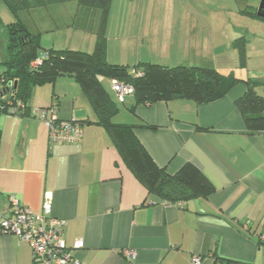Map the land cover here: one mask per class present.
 Segmentation results:
<instances>
[{
	"label": "crops",
	"instance_id": "obj_1",
	"mask_svg": "<svg viewBox=\"0 0 264 264\" xmlns=\"http://www.w3.org/2000/svg\"><path fill=\"white\" fill-rule=\"evenodd\" d=\"M256 2L113 0L107 58L131 72L141 63L210 66L262 82L257 91L264 96L258 90L264 80L256 77L264 70V20ZM247 5L258 16L242 12ZM21 17L41 34L44 49L94 50L100 12L77 0L39 6ZM13 19L0 0V73L9 56L6 24ZM254 56L259 64L250 68ZM102 82L118 106L114 123L134 125L168 174L188 162L197 165L214 191L180 203L151 193L108 130L93 123L96 113L79 83L65 75L35 87L29 104L40 108L57 101V118L83 123L80 142L50 149L44 122L30 115L0 116V222L13 215L14 199L41 212L50 192L54 215L66 220V243L84 241L76 256L85 264H194L193 256H201L199 264H264V131L250 132L235 105L246 84L204 103H138L135 94L122 103L111 79ZM3 88L0 79V93ZM0 264H35L31 246L1 227Z\"/></svg>",
	"mask_w": 264,
	"mask_h": 264
},
{
	"label": "trees",
	"instance_id": "obj_2",
	"mask_svg": "<svg viewBox=\"0 0 264 264\" xmlns=\"http://www.w3.org/2000/svg\"><path fill=\"white\" fill-rule=\"evenodd\" d=\"M3 1L14 19L6 24L9 56L3 63L5 69L0 73L4 85L0 93V116L13 114L10 109L16 107L19 101L24 102L25 107L15 115L31 116L29 102L35 87L54 83L60 76L74 77L96 113L93 123L108 130L116 148L149 191L168 202L180 203L208 195L215 186L191 162L184 164L175 174H168L141 143L134 125L114 123L112 119L118 112V106L105 88L103 78H110L111 84L113 79H118L132 85L138 103L175 98L210 102L222 98L235 85L244 82L247 90L235 101V105L250 132L264 131V96L257 91L262 83L258 80L241 79L233 73L224 74L210 66L141 63L131 72L127 65L109 62L106 26L113 0H77L81 7L100 12L97 40L91 52L70 48L44 49L41 34L30 31L21 17L23 12L36 7L68 0ZM241 11L258 16L250 5Z\"/></svg>",
	"mask_w": 264,
	"mask_h": 264
},
{
	"label": "built area",
	"instance_id": "obj_3",
	"mask_svg": "<svg viewBox=\"0 0 264 264\" xmlns=\"http://www.w3.org/2000/svg\"><path fill=\"white\" fill-rule=\"evenodd\" d=\"M112 88L120 102H125L129 95L134 94V87L118 79L112 80ZM57 101L49 107L32 108L31 116L44 122L48 128V146L56 144L80 142L83 137V125L76 119L62 120L56 117ZM22 101L13 107V114L24 109ZM13 215L4 217L0 222L3 232L13 234L28 243L33 251L35 264H85L77 256L76 251L84 247L82 239L68 245L63 236L66 220L53 213V196L44 194L41 212H33L23 206L17 199L13 200ZM134 257V251H126ZM201 256H193L192 262L199 264ZM236 264V263H234Z\"/></svg>",
	"mask_w": 264,
	"mask_h": 264
},
{
	"label": "rangeland",
	"instance_id": "obj_4",
	"mask_svg": "<svg viewBox=\"0 0 264 264\" xmlns=\"http://www.w3.org/2000/svg\"><path fill=\"white\" fill-rule=\"evenodd\" d=\"M257 3V7L259 8V6L261 5V3H262V0H258V2H256ZM95 11V10H94ZM96 12H98L99 13V11L98 10H96ZM79 23V22H78ZM64 31V28H62V32ZM259 53H262V51H260ZM262 55H264V52L262 53ZM260 58L258 57V56H254L253 58H251L249 61H248V64L250 65V68H252V67H258L257 65L259 64H257V61L259 60ZM255 71H257V70H255ZM256 73H261V74H258V75H256V77H259V78H257V79H262V80H264V70H258ZM253 75V74H252ZM259 91H261V92H264V89H262V88H260V89H258ZM32 109V108H31ZM31 111V110H30ZM33 117V116H32Z\"/></svg>",
	"mask_w": 264,
	"mask_h": 264
},
{
	"label": "water",
	"instance_id": "obj_5",
	"mask_svg": "<svg viewBox=\"0 0 264 264\" xmlns=\"http://www.w3.org/2000/svg\"><path fill=\"white\" fill-rule=\"evenodd\" d=\"M258 15L264 17V0H262L261 5L259 6Z\"/></svg>",
	"mask_w": 264,
	"mask_h": 264
}]
</instances>
